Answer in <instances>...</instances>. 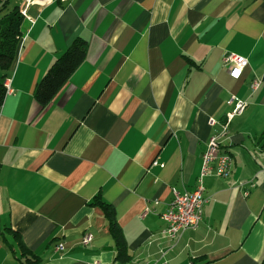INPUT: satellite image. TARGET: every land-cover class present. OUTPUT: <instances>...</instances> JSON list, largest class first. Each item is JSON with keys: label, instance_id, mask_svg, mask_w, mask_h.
Masks as SVG:
<instances>
[{"label": "crops", "instance_id": "1", "mask_svg": "<svg viewBox=\"0 0 264 264\" xmlns=\"http://www.w3.org/2000/svg\"><path fill=\"white\" fill-rule=\"evenodd\" d=\"M16 1L26 16L0 107V264H259L264 0ZM75 38L84 59L40 109L35 86ZM224 52L247 59L237 76ZM230 95L246 106L222 133ZM212 135L230 174L203 178L202 221L170 239L161 214L172 188L194 189ZM96 196L114 208L126 263Z\"/></svg>", "mask_w": 264, "mask_h": 264}, {"label": "trees", "instance_id": "2", "mask_svg": "<svg viewBox=\"0 0 264 264\" xmlns=\"http://www.w3.org/2000/svg\"><path fill=\"white\" fill-rule=\"evenodd\" d=\"M9 0H0V107L6 92L4 80L7 78L10 66L14 59L18 41L24 31L25 17L17 5L6 10ZM86 43L81 38H75L71 44L53 61L46 72L37 82L33 97L40 109L48 106L58 90L67 81L74 69L84 59ZM102 210L108 220V230L113 238L115 246V259L120 263L129 261L130 256L127 251V244L121 227L115 219V212L112 205L102 201L96 196L91 202ZM264 221V214H262ZM17 246L22 257L35 263L36 258L30 254L22 241L15 235ZM259 264H264V256Z\"/></svg>", "mask_w": 264, "mask_h": 264}, {"label": "built area", "instance_id": "3", "mask_svg": "<svg viewBox=\"0 0 264 264\" xmlns=\"http://www.w3.org/2000/svg\"><path fill=\"white\" fill-rule=\"evenodd\" d=\"M221 62L223 66L228 68L233 76H237L248 63L245 57L234 52H224L221 56ZM258 85V80H253L250 84L252 90ZM10 91L11 89L8 85V92ZM227 103L231 105V108L225 113V119L222 124V133L226 131L231 119L240 114L246 106L244 100L234 95L229 96ZM201 157V169L194 189L191 191L180 192L175 188H172V200L168 204L167 209L161 214V217L166 224L164 232L170 239H172L173 234H177V228L179 226H187L188 229L193 230L202 221V207L205 201L203 197V178L210 173L218 177H227L230 174L232 156L221 150V142L218 135H212L208 138L206 149ZM194 191H202L201 203L192 202ZM91 239V234L87 233L82 237L81 243L87 244ZM59 249H62V245Z\"/></svg>", "mask_w": 264, "mask_h": 264}, {"label": "bare ground", "instance_id": "4", "mask_svg": "<svg viewBox=\"0 0 264 264\" xmlns=\"http://www.w3.org/2000/svg\"><path fill=\"white\" fill-rule=\"evenodd\" d=\"M21 13L26 16L25 10H21ZM202 200V191H194L192 195L193 203H201ZM187 226H179L177 228V234H173L172 239L177 238L184 230H187Z\"/></svg>", "mask_w": 264, "mask_h": 264}, {"label": "rangeland", "instance_id": "5", "mask_svg": "<svg viewBox=\"0 0 264 264\" xmlns=\"http://www.w3.org/2000/svg\"><path fill=\"white\" fill-rule=\"evenodd\" d=\"M16 3H18L16 0H9V2H8L7 6H6V10L11 9L12 6L15 5ZM1 13H2V12L0 11V14H1Z\"/></svg>", "mask_w": 264, "mask_h": 264}]
</instances>
